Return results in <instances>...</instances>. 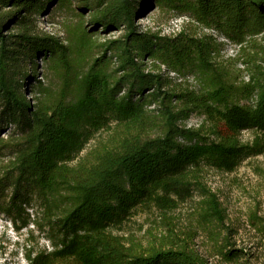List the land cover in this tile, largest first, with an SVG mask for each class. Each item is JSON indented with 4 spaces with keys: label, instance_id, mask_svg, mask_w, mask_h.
Returning a JSON list of instances; mask_svg holds the SVG:
<instances>
[{
    "label": "trees",
    "instance_id": "trees-1",
    "mask_svg": "<svg viewBox=\"0 0 264 264\" xmlns=\"http://www.w3.org/2000/svg\"><path fill=\"white\" fill-rule=\"evenodd\" d=\"M263 151L264 0H0V217L26 264H264L206 179ZM245 223L264 245L257 206Z\"/></svg>",
    "mask_w": 264,
    "mask_h": 264
},
{
    "label": "rangeland",
    "instance_id": "rangeland-1",
    "mask_svg": "<svg viewBox=\"0 0 264 264\" xmlns=\"http://www.w3.org/2000/svg\"><path fill=\"white\" fill-rule=\"evenodd\" d=\"M51 18V19H50ZM62 14L54 11L51 16L43 14L40 16L38 24L43 29L54 33L60 38L63 37L62 26L60 24ZM84 21L87 20L86 13H83ZM137 22L141 26H159L161 28L172 27V20L166 21V18L157 11L143 12L138 17ZM99 30V27H97ZM116 35L117 32L112 33ZM107 34L100 35L103 38ZM220 55L223 59L231 58L235 61L236 67L243 70L246 76L245 64L243 58L239 54L237 47L233 44H224ZM198 117L192 116L188 123L196 124ZM243 140L250 138V131L243 130L240 133ZM208 185L219 192V197L226 207L228 217L237 227L236 240L240 245H246L264 256L263 241L254 233L245 223L246 211L253 206L258 207V214L264 219V151L262 154L250 157L241 162V164L230 173H216L210 171L207 174ZM188 205H183L180 212L184 213ZM149 225V220L142 214L132 217L124 226L125 234L140 235L142 231ZM26 238L25 229L15 232L10 224L0 217V264H26V261L20 252L19 246L23 244ZM39 244L46 246L43 239L39 240Z\"/></svg>",
    "mask_w": 264,
    "mask_h": 264
},
{
    "label": "built area",
    "instance_id": "built-area-1",
    "mask_svg": "<svg viewBox=\"0 0 264 264\" xmlns=\"http://www.w3.org/2000/svg\"><path fill=\"white\" fill-rule=\"evenodd\" d=\"M171 19H173L172 20V27H168V28L163 27V28H161V33L162 34H166V35L175 34V33L179 32L182 29L183 25L188 21V18L185 17V16H176V17L171 18ZM202 31L208 32L209 30L202 29ZM218 40L226 42L224 39H222L220 37H218ZM147 63L149 64L150 61H148ZM161 69L162 70L164 69L163 66H161ZM166 73L170 77H175V74L173 72H166ZM187 78H188L189 81H191V82L193 81L191 76H188ZM177 80H179V79H177Z\"/></svg>",
    "mask_w": 264,
    "mask_h": 264
}]
</instances>
